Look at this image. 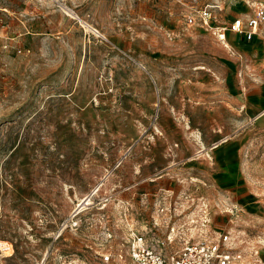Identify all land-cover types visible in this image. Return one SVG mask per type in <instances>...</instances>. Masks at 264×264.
I'll return each instance as SVG.
<instances>
[{
    "label": "rangeland",
    "instance_id": "rangeland-1",
    "mask_svg": "<svg viewBox=\"0 0 264 264\" xmlns=\"http://www.w3.org/2000/svg\"><path fill=\"white\" fill-rule=\"evenodd\" d=\"M0 35L5 264H106L136 234L264 264V39L228 52L176 0H0Z\"/></svg>",
    "mask_w": 264,
    "mask_h": 264
},
{
    "label": "built area",
    "instance_id": "built-area-1",
    "mask_svg": "<svg viewBox=\"0 0 264 264\" xmlns=\"http://www.w3.org/2000/svg\"><path fill=\"white\" fill-rule=\"evenodd\" d=\"M178 1L183 4L182 17L187 26H203L223 44L227 42L229 31L252 40L261 32L264 23V0H243L253 8V13L245 17H234L231 21L223 20L219 16V10L223 9L220 1ZM12 249V243L0 240V264H5ZM102 257L106 264H236L241 256L236 253L228 234H222L217 242L210 243L185 240L182 247L169 252L151 246L143 235L136 234L127 252H109Z\"/></svg>",
    "mask_w": 264,
    "mask_h": 264
},
{
    "label": "crops",
    "instance_id": "crops-1",
    "mask_svg": "<svg viewBox=\"0 0 264 264\" xmlns=\"http://www.w3.org/2000/svg\"><path fill=\"white\" fill-rule=\"evenodd\" d=\"M176 1L181 8V21L184 25H186L184 20H183V17H182V13L184 11L183 4L181 2H179L178 0H176ZM217 1H220L223 5V9L219 10V12H218L219 16L223 20L231 21L234 17H237V16H244L245 17V16L253 13V8L251 6L245 4V2L243 0H235L236 4L231 3L230 0H217ZM192 26L194 27V25H192ZM186 27H190V26L186 25ZM200 28H201V26H200ZM203 28H205V27H203ZM260 39H264V23L262 25L261 32L258 35H256L252 40H247L244 35L229 31L227 33V41L231 44V50L226 49V48H225V50H227L228 52L229 51L231 52L234 49L257 50V49L261 48V45L259 43ZM214 48H215L214 53L218 54V53L222 52V49H220V47L219 48L214 47ZM222 48H224V47L222 46Z\"/></svg>",
    "mask_w": 264,
    "mask_h": 264
},
{
    "label": "bare ground",
    "instance_id": "bare-ground-1",
    "mask_svg": "<svg viewBox=\"0 0 264 264\" xmlns=\"http://www.w3.org/2000/svg\"><path fill=\"white\" fill-rule=\"evenodd\" d=\"M227 42H226V44H223L222 43L223 44L222 46L224 48H226V49H230L231 44L229 42L228 43ZM200 68L205 69L206 67L205 66H201ZM100 188H101L100 185L95 186L94 189H93V191L90 194H88L84 198H82L80 200V202L77 204L76 208L74 209L72 216H77L80 212H82L83 210H85L88 207V205L92 204L93 195L96 194L100 190ZM206 217L207 216H203L204 219ZM194 231H196V230H194ZM194 234H195V237H196L197 240H202V239H204V238L207 237V235L204 234V228H201V231L200 232H197V231L194 232ZM126 252H127V250H126Z\"/></svg>",
    "mask_w": 264,
    "mask_h": 264
}]
</instances>
